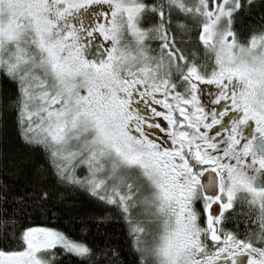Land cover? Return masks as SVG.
<instances>
[{"label": "snow or ice", "instance_id": "snow-or-ice-1", "mask_svg": "<svg viewBox=\"0 0 264 264\" xmlns=\"http://www.w3.org/2000/svg\"><path fill=\"white\" fill-rule=\"evenodd\" d=\"M0 74V127L42 158L0 179V264H128L112 219L132 264H264V0H0ZM77 189L108 206L95 242L45 219Z\"/></svg>", "mask_w": 264, "mask_h": 264}, {"label": "trees", "instance_id": "trees-1", "mask_svg": "<svg viewBox=\"0 0 264 264\" xmlns=\"http://www.w3.org/2000/svg\"><path fill=\"white\" fill-rule=\"evenodd\" d=\"M258 3L259 0H254V4ZM260 14L261 9L258 6L242 11L237 21L238 32L248 35L252 30L257 29L262 22ZM193 36H195V31H193ZM0 89L13 92L15 86L0 74ZM4 121V126L0 127V152H6L12 162L7 166H0V179L7 180L19 189L25 185L27 173L42 158L38 152L26 146L18 136L14 112L8 113ZM53 210L57 215L54 218L45 219L53 226L64 230L72 238H82L90 243L102 239L100 232L97 231L98 221L95 220V215L103 214L108 210V206L90 197L85 191L69 190L66 202H55ZM82 222L89 226V232L86 234L80 231ZM99 228L102 232L111 234L113 243L119 244L121 248L123 259L128 264H132L131 238L128 235L125 221L112 219L99 224ZM59 252L61 254L55 257L54 264H86L84 260L72 253H64L63 249H59Z\"/></svg>", "mask_w": 264, "mask_h": 264}, {"label": "flooded vegetation", "instance_id": "flooded-vegetation-1", "mask_svg": "<svg viewBox=\"0 0 264 264\" xmlns=\"http://www.w3.org/2000/svg\"><path fill=\"white\" fill-rule=\"evenodd\" d=\"M223 227L232 229L233 231L239 229L242 233L245 227V222L242 217L234 215L232 218L225 221Z\"/></svg>", "mask_w": 264, "mask_h": 264}]
</instances>
